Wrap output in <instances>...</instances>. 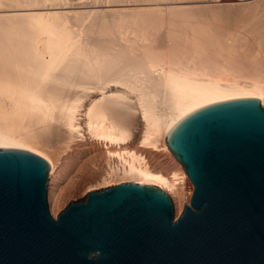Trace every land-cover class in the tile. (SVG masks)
<instances>
[{"label": "bare ground", "instance_id": "6f19581e", "mask_svg": "<svg viewBox=\"0 0 264 264\" xmlns=\"http://www.w3.org/2000/svg\"><path fill=\"white\" fill-rule=\"evenodd\" d=\"M157 1L0 0L26 10L0 14V147L41 155L51 177L65 156L81 182L134 180L184 200L186 172L155 169L148 153L170 151V128L199 107L264 105V3L259 15L261 0L244 4L256 21L245 39L188 7L138 4Z\"/></svg>", "mask_w": 264, "mask_h": 264}, {"label": "water", "instance_id": "95a60500", "mask_svg": "<svg viewBox=\"0 0 264 264\" xmlns=\"http://www.w3.org/2000/svg\"><path fill=\"white\" fill-rule=\"evenodd\" d=\"M166 144L193 184L174 219L160 187L90 190L54 218L49 162L0 147V264H264V105L216 101L174 123Z\"/></svg>", "mask_w": 264, "mask_h": 264}, {"label": "rangeland", "instance_id": "374dc122", "mask_svg": "<svg viewBox=\"0 0 264 264\" xmlns=\"http://www.w3.org/2000/svg\"><path fill=\"white\" fill-rule=\"evenodd\" d=\"M253 1H259V0H165V1H157V2H142L138 3L140 4V7H151V6H182L184 9L186 7L190 8L191 11L196 12L195 14L197 18H199L197 21L200 20L201 23H204L206 25L214 26V28L218 29L220 26H223L226 30L230 31L231 33H235V35L241 37H246L245 39L252 38V34L250 33L251 26L256 22L254 21L255 17L254 14L251 16L247 13H244L246 9H248L244 4L251 3ZM243 2V3H242ZM264 3V0H261L259 4L256 5L255 14L258 12L257 15H259L262 11V3ZM137 4V3H136ZM175 4V5H174ZM215 5V7H212ZM218 5V6H217ZM218 7V8H217ZM187 8V9H188ZM253 8H255V5H253ZM259 8V9H258ZM4 8L0 9L1 13H12V12H18V11H26L25 8ZM3 10V11H2ZM215 10V11H214ZM222 13H219L221 12ZM261 12H260V11ZM263 10V9H262ZM219 11V12H218ZM225 11V12H223ZM247 11V10H246ZM245 11V12H246ZM260 12V13H259ZM227 13V14H226ZM204 17H202V16ZM210 15V16H209ZM217 15V17H216ZM224 15V16H223ZM227 15L226 18H224ZM254 15V16H253ZM201 16V17H200ZM210 17V18H209ZM223 17V18H222ZM211 18L212 21H211ZM249 18V19H248ZM201 19H203L201 21ZM220 25V26H219ZM251 25V26H250ZM239 34V35H238ZM248 35V36H247ZM250 37V38H249ZM160 151V149H159ZM163 151V153H161ZM156 153H148V157L151 160L152 166L155 169L164 171L165 173L170 174L172 170L176 169H182L181 163L174 157L171 150H162L160 152ZM150 154V155H149ZM155 154V155H154ZM152 155V156H151ZM63 160V161H62ZM49 161V160H47ZM50 162V161H49ZM71 162V164H70ZM73 163L71 158L69 157H62L61 158V165L59 167V172L57 176L51 177V169L48 171L49 174V180H48V197H47V203L49 207V211L51 215L56 218L57 214L60 213L62 210H64L71 202L73 201H79L83 200L87 193L92 189H100L106 186H111L115 184H119L121 182H128V180L124 181H110L104 184H101L103 182L102 179L88 182L89 179H86L85 182H81L76 178L77 169L76 167H72ZM178 167V168H177ZM61 169V170H60ZM185 171V170H184ZM62 177V178H61ZM102 180V181H101ZM54 181V182H53ZM134 181V180H129ZM137 182V181H134ZM99 183V184H97ZM185 185V199L181 200L179 197L172 195L169 193L168 190L164 189L169 197L172 199L174 204V219H176L182 212L184 205L186 204V198L187 195L190 194V190H193V184L190 180L186 182ZM160 187V186H159ZM50 190V191H49ZM193 192V191H192ZM192 196V195H191ZM179 198V200H178ZM191 199V197H190ZM180 201V202H179Z\"/></svg>", "mask_w": 264, "mask_h": 264}]
</instances>
